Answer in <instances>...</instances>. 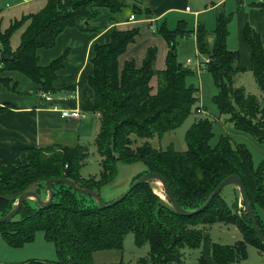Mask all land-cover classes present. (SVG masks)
I'll return each instance as SVG.
<instances>
[{"label":"trees","instance_id":"16d2710c","mask_svg":"<svg viewBox=\"0 0 264 264\" xmlns=\"http://www.w3.org/2000/svg\"><path fill=\"white\" fill-rule=\"evenodd\" d=\"M251 4L264 10V3ZM126 6V0H48L40 11L15 19L6 29H2L0 23V55L6 53L14 57L13 61L0 58V73L16 70L39 85L42 91H55L53 84L66 55L41 66L37 50L54 47L56 38L66 28L96 31L91 21L101 14V9L117 15ZM134 13L143 12L137 5ZM112 20L116 21L115 17ZM230 21L231 14L222 10L217 13L212 42L207 39L209 33L204 25L198 24L197 48L201 55L210 56L204 69L211 73L218 87L214 103L219 112L228 115L237 129L264 144V44L260 33L250 25L245 26L243 40L250 47L251 71L263 93L260 101L244 87L234 86L237 75L245 68L239 64V51L227 47ZM23 26L26 27L20 45L12 50L11 37ZM192 32L185 29L184 21L173 30L164 21L156 26L155 33L169 46L166 67L161 71L155 67L156 46L147 49L140 67L134 60L120 66L119 57L136 40L138 28L125 31L114 28L108 43H96L91 58L93 73L88 83L94 98L92 111L98 113L100 119L95 137L101 166L99 176L86 179L81 175L88 156L87 146L55 144L26 149V162L0 164V217L7 215L16 198L35 182L45 186L48 180L67 178L100 195L101 189L115 178L116 164L121 160L146 166V171L135 176L131 185L146 172L159 173L188 211L201 207L223 179L239 175L264 234V222L256 206L264 209V166H255L245 145H233L227 135L211 145L213 124L207 117L196 121L187 131L186 151L156 149L149 143V139L177 129L193 110L198 113L202 109L196 106L199 89L192 81L194 71L185 68L177 58L178 38ZM154 76L158 79V88L152 94L150 82ZM133 135L146 141L134 148ZM52 190L53 200L46 207L34 205L28 199L15 217L0 223V236L11 248L20 249L34 243L38 232L53 244L56 260L32 259L21 264H95V252L122 251L130 232L134 234L136 245L148 243L150 246L148 256L140 258L137 264H183L184 249L200 248L207 227L216 223L236 226L243 240L235 245L209 242L210 257L202 254L197 264H237L246 258L247 244L264 252V244L255 233L247 212L238 215L236 203L229 206L222 191L202 212L183 216L174 210L169 199L165 201L154 193L150 183L136 186L122 201L103 209L91 196L64 184H54Z\"/></svg>","mask_w":264,"mask_h":264},{"label":"rangeland","instance_id":"374dc122","mask_svg":"<svg viewBox=\"0 0 264 264\" xmlns=\"http://www.w3.org/2000/svg\"><path fill=\"white\" fill-rule=\"evenodd\" d=\"M47 1L48 0H29L23 2L22 0H0V23L2 29H6L15 19H21L23 16L37 13L45 6ZM126 1L127 6L122 10L120 14H118L119 17L130 12L132 13L135 9V5L132 3L133 0ZM216 2L217 1L215 0H191L187 3V5L190 6L192 10L208 8V10L199 12L200 16L195 15L197 16V18H199L200 24H204L207 28L208 26H210V16L213 17V20H215L217 13L221 10L226 12V14L233 13V18L228 24L229 36L227 38V46L230 50H237L239 48V64L245 67V71L237 75L234 82V86L244 87L247 93L255 95L261 101L263 98V93L259 89L251 69L247 67L248 65L250 66V52L246 47H244L245 49H243L238 41V23L245 19L244 17L240 16V13H249V10L245 9V7H240L238 4L235 3L234 8L230 7L229 5H223L213 10L214 8H212V4ZM194 14V12H186V14L179 15L177 18L173 16H168L167 26L169 28L174 29L177 27L180 21H184L185 29L188 31H194V28L196 26V22L194 23L193 21V17H195ZM247 18H250L252 20L255 19L252 17V15H249ZM248 22L250 23L249 20ZM160 25L161 22L156 23V26L159 27ZM25 27L26 26H23L12 35V50H16L20 45L21 35L24 32ZM151 33L152 30H150L149 28V32H146V34L150 35ZM153 35L156 37H160L157 33ZM211 37L212 35L209 34L207 37L209 41ZM64 42L68 43L71 41L70 39H68ZM176 50L178 61L183 65L187 59L193 61V64L190 67H185V65L184 67L192 69L194 71V77L193 79H191L194 82L195 86L199 89V100L196 106L202 108L205 113H196V111L193 110L192 114H190L187 119L174 131L167 132L162 137H154L152 139H149V143L151 144V146L161 150L173 148L179 152L186 151L187 145L185 141V136L187 131L196 121L207 117L213 124L214 137L211 140V145H215L222 135H227L230 137L233 145L243 144L248 148V150L252 154V158L256 167L261 165L264 166V144L259 143L249 133L237 129L234 124L229 120L228 115L221 114L219 112L216 104L214 103V98L218 94V87L216 86L211 73L206 71L204 69V66H202V68L199 69L197 72L195 71L196 62H203L205 58L210 57L203 56L198 53L199 50L196 44L195 33L192 32L189 34V36L178 38ZM40 63H42V57ZM91 117H94V115H91ZM92 124L82 128L85 137L80 142L81 145L87 146L88 148V156L85 159L84 165L81 169V175L83 178L86 179L92 176H99L101 172L100 157L96 152L95 147V137L99 132L100 127L99 125H95V123L94 125ZM74 135V132H68L65 137H69L71 139L74 137ZM65 137H62L61 134L59 136L56 135V138H53V143H58L59 145H62L63 139ZM132 140L134 148L141 146L146 141V139L137 138L134 135L132 136ZM116 168L117 174L115 178L109 184L104 186L101 189L100 193L101 198L104 201L110 203L121 197L129 189L131 182L135 176H137L139 173L146 171V166L141 162L129 164L119 160L116 164ZM149 183L151 184L154 193L159 195L163 200L168 201V197L164 191V188L159 182L150 181ZM26 190L34 191L40 196H42V199H47L44 183L42 186V183L35 182L28 186ZM221 195L229 206H233V204L236 203L235 205L237 207V210L239 211L238 215L246 211L245 206L243 205V202L241 200L238 187L227 186L222 190ZM11 198L14 199V196H12ZM30 201L32 203L34 202V205L36 204L34 200L31 199ZM256 206L259 217L264 222V209L258 204ZM242 240V233L237 230L234 225L216 223L207 227L206 236L202 242V245L203 243H207V241L208 243L214 242L224 245H235L238 241ZM202 245L200 248L197 249L185 248L183 251V264H197L198 257L201 256L202 253ZM149 250L150 246L148 243H145L141 246L136 245L134 242V234L133 232H130L125 237L124 248L122 251H98L93 254V258L95 264H118L120 262H123L124 264H137L140 258L148 256ZM246 250V258L240 260L237 264H264L263 251H260L258 248L251 244H247ZM29 258H37L41 261L56 260L57 256L55 248L52 243L45 241L42 232L37 233L34 243L29 244L21 249L11 248L2 240L0 236V264H18L22 260H26Z\"/></svg>","mask_w":264,"mask_h":264},{"label":"crops","instance_id":"0c3cea01","mask_svg":"<svg viewBox=\"0 0 264 264\" xmlns=\"http://www.w3.org/2000/svg\"><path fill=\"white\" fill-rule=\"evenodd\" d=\"M190 1L133 0L132 3L135 5V8L138 5L143 12L142 14L134 13L136 15L135 20H130L133 12L119 17L118 14L114 15L108 9L103 8L100 10L101 14L91 21L96 31H82L76 27L63 30L56 38L54 47L40 48L37 50L39 64L41 66H47L53 60L66 55L62 68L57 71L58 79L53 84L55 89L52 92L55 96L53 103L45 101L40 96L42 92L40 86L23 73L16 70L2 71L0 73V164L24 163L27 158L26 149L58 144L53 143V138H56V135L59 136L60 134L62 137H65L68 132H74L75 135L71 139L65 137L62 145L76 146L85 137L84 131L82 130L83 127L89 126L92 123V125L95 123V125H99L100 127L99 114L92 111L94 98L88 83L89 76L93 73L91 63L93 46L96 43H108L110 40V31L114 28L124 31L138 28L139 35L136 37V40L129 44L126 51L119 57L120 66L126 61L134 60L136 66L140 67L147 49L156 46L158 52L155 67L158 71L164 70L169 46L160 35V37H156L153 35L155 34L153 31L150 35L146 34V32H149V28L150 30H152V27L156 28L157 22H161L162 24L164 21L167 25L168 16L177 18L179 15L186 14V12H194V16H200L199 12L208 10V8L192 10L187 5ZM215 1L217 2L212 4L213 10L223 5H229L234 8L235 4L249 10V13H240V16L245 19L238 23V41L243 49L246 47L250 52L249 45L243 40V30L247 25L252 26L255 31L260 33L264 44L263 9L258 6H253L251 0H248L249 2L247 4H240L236 0ZM187 7L190 9L189 11ZM227 14H231V19L233 18V13ZM249 15H252L255 19L247 18ZM113 17H115L116 21L112 20ZM193 21L194 23L196 22L193 32L197 36L196 29L198 24H200V20L195 16L193 17ZM215 26L216 18L213 20V17L210 16V26L207 28L204 25V27L212 35ZM169 29L173 30V28ZM212 37L210 42H212ZM68 39L71 42L65 43L64 41ZM237 50L240 51L239 48ZM41 57L42 63H40ZM249 63L250 66L248 65L247 67L251 69V59ZM1 67L2 65H0ZM157 80L156 76L151 79L150 86L152 87V94H155L157 91ZM69 93L75 97H67L66 95ZM53 104L61 108H78L86 112L87 117L85 119L63 120L60 118L59 113L51 110ZM91 115H94V117H91ZM235 228L238 230L236 226ZM209 251V243L207 241V243H203L202 245L201 255L204 254L209 258ZM32 259L38 260L37 258H29L22 260L18 264Z\"/></svg>","mask_w":264,"mask_h":264},{"label":"water","instance_id":"95a60500","mask_svg":"<svg viewBox=\"0 0 264 264\" xmlns=\"http://www.w3.org/2000/svg\"><path fill=\"white\" fill-rule=\"evenodd\" d=\"M0 58L4 61H13L14 57H12L9 54L6 53H1ZM150 181H155V182H159L163 188L164 191L169 199V201L171 202L172 207L174 208V210L179 213L180 215L183 216H189V215H193V214H197L202 212L213 200V198L219 194L225 187L227 186H236L239 189L240 192V196H241V200L245 206V210L249 216V219L252 222V227L255 231V233L257 234L258 238L260 239V241L264 244V234L260 228V226L258 225L257 222V218H256V214L251 202V199L246 191L245 185L243 183L242 178L239 175H230L228 177H226L225 179H223L218 186L215 188V190L211 193V195L209 196V198L207 199V201L198 209L193 210V211H188L186 209H184L180 203L178 202L177 198L175 197L169 183L167 182V180L159 173H155V172H146L145 174H143L139 179H137L130 187L129 189L118 199H116L115 201H113L112 203L109 204H105L101 198V196L93 189L87 187L86 185L82 184V183H76L73 180L67 179V178H63V179H51L46 181L45 183V191L47 194V199H42L36 192L34 191H25L23 193H21L17 198H16V203L13 207V209L5 216L0 217V223H4L6 221L11 220L13 217H15L19 210L21 209L24 201L28 200V199H32L36 202V204L41 207L44 208L47 205H49L52 200H53V190H52V186L54 184L57 183H61L64 184L70 188H72L73 190L81 193V194H85L88 196H91L95 202L97 203V205L100 208H106V207H110L120 201H122L126 195L132 191V189H134L136 186L140 185V184H144V183H149Z\"/></svg>","mask_w":264,"mask_h":264},{"label":"built area","instance_id":"2783aa9c","mask_svg":"<svg viewBox=\"0 0 264 264\" xmlns=\"http://www.w3.org/2000/svg\"><path fill=\"white\" fill-rule=\"evenodd\" d=\"M23 2L29 1V0H22ZM238 3L240 4H245L247 2H249L248 0H236ZM252 3H264V0H251ZM187 10L189 11V7H187ZM136 17L134 14H132L130 16V20H135ZM152 31L155 33L156 28L152 27ZM210 58H205L203 62H196L195 64V71L197 72L199 69L202 68V66H204V68L206 67V65L209 64L210 62ZM193 64V61L190 59H187V61L185 62V67H189ZM40 96L47 102L53 103L55 100V96L53 95L52 92H45L42 91L40 93ZM69 98H74L75 96L71 93L66 95ZM51 110L54 112L59 113V116L61 119L63 120H77V119H85L87 117L86 112L81 111L80 109L76 108V109H68V108H61L58 107L57 105H54L51 107ZM201 114H204L205 111L203 109H201L199 111ZM198 112V113H199Z\"/></svg>","mask_w":264,"mask_h":264}]
</instances>
